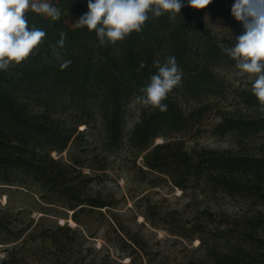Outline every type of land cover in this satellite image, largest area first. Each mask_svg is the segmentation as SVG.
Returning <instances> with one entry per match:
<instances>
[{"label":"trees","instance_id":"obj_1","mask_svg":"<svg viewBox=\"0 0 264 264\" xmlns=\"http://www.w3.org/2000/svg\"><path fill=\"white\" fill-rule=\"evenodd\" d=\"M54 1L62 10L73 14L78 10L79 18L88 11V0H84L83 8L79 0ZM182 3L184 7L175 20L168 14L150 18L142 32H133L125 40L105 46H99L94 31L71 27L63 18L50 22L29 11V25L45 30L47 36L36 54L8 72H0V182L48 187L74 211V218L86 207L93 210L108 206L88 192L94 177L83 173L82 163L52 158L51 152L66 150L81 134L79 125L90 127L88 110L93 107L101 116L108 146L121 145L125 139L126 105L141 94L139 90L155 72L153 61H163L171 55L182 70V82L164 101L167 111L143 107L128 146L142 155L148 170L165 175L184 191L192 182L204 179L212 190L252 198L264 208V156L186 148L184 135L201 123L208 106L185 113L173 92L180 90L194 97L221 96L213 64L235 61L222 52L221 45L202 25L193 22L187 0ZM61 31L66 38L64 47L58 50L63 60L71 61L64 70L59 67L62 61L53 55ZM141 61L146 65L143 69H139ZM238 97L245 107L258 111V101L251 91H241ZM30 98L44 108L64 99L81 111L74 117L71 129L61 128L52 124L46 108L40 114H29L25 100ZM216 130L219 134L250 138L264 132V113L243 117L224 112ZM158 137H163L164 142L155 144ZM245 223L231 249L213 253L212 264H264V218H247ZM49 238L56 248L64 244L56 236Z\"/></svg>","mask_w":264,"mask_h":264},{"label":"rangeland","instance_id":"obj_2","mask_svg":"<svg viewBox=\"0 0 264 264\" xmlns=\"http://www.w3.org/2000/svg\"><path fill=\"white\" fill-rule=\"evenodd\" d=\"M50 2L58 7L54 0ZM79 2L83 8L84 0ZM234 3L212 0L204 9L192 8V20L221 46H234L236 37L243 33L241 22L231 14ZM58 8L61 18L75 27L78 10L73 14ZM213 70L221 84V96L173 92L185 113L208 106L201 123L184 135L186 148L264 156V132L250 138L217 132L224 112L252 117L259 111L245 107L238 97L241 91H251V80L247 75H236L235 62L213 64ZM25 104L31 115L46 108L32 98ZM46 109L52 124L65 129L73 127L74 117L81 111L64 99ZM88 112L90 127L79 125V137L63 152L52 151L51 157L82 163L83 173L94 177L88 192L108 206L93 210L86 207L74 218V211L48 187L0 182V264H212L213 253L233 247L247 218H264V208L252 198L212 190L204 179L192 182L184 191L165 175L148 170L142 155L128 146L143 114L135 98L126 105L125 139L118 147L108 146L98 109L93 107ZM164 140L158 137L154 143ZM51 235L63 246L54 247Z\"/></svg>","mask_w":264,"mask_h":264},{"label":"clouds","instance_id":"obj_3","mask_svg":"<svg viewBox=\"0 0 264 264\" xmlns=\"http://www.w3.org/2000/svg\"><path fill=\"white\" fill-rule=\"evenodd\" d=\"M212 0H187L194 9L206 8ZM88 11L75 23L76 28L94 31L99 46L115 45L133 32L140 33L146 22L165 14L171 20L181 12L182 0H88ZM33 13L59 21L61 10L50 0H0V72H8L36 54L46 39L45 30L30 26L27 13ZM231 14L241 22L243 33L236 37L234 46L222 45L238 69L236 75L251 80V92L258 101V111L264 113V0H235ZM53 46V55L61 70L70 60H63L59 48L64 47L66 33H59ZM141 61L139 69L145 67ZM155 72L135 97V102L144 108L167 111L164 101L182 82V70L175 56L153 61ZM254 77V79H253Z\"/></svg>","mask_w":264,"mask_h":264}]
</instances>
